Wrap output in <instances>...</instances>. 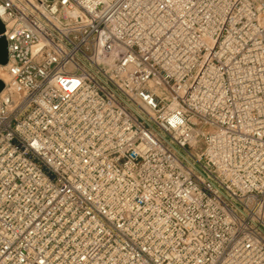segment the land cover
<instances>
[{"label": "built area", "instance_id": "obj_1", "mask_svg": "<svg viewBox=\"0 0 264 264\" xmlns=\"http://www.w3.org/2000/svg\"><path fill=\"white\" fill-rule=\"evenodd\" d=\"M0 21V264H264V0Z\"/></svg>", "mask_w": 264, "mask_h": 264}, {"label": "water", "instance_id": "obj_2", "mask_svg": "<svg viewBox=\"0 0 264 264\" xmlns=\"http://www.w3.org/2000/svg\"><path fill=\"white\" fill-rule=\"evenodd\" d=\"M4 25L0 21V65H4L7 62V44L6 39L3 36ZM4 88V83L0 79V93Z\"/></svg>", "mask_w": 264, "mask_h": 264}, {"label": "bare ground", "instance_id": "obj_3", "mask_svg": "<svg viewBox=\"0 0 264 264\" xmlns=\"http://www.w3.org/2000/svg\"><path fill=\"white\" fill-rule=\"evenodd\" d=\"M0 69H2L3 71L6 69L4 65H0ZM5 72V71H4ZM6 73V72H5ZM0 79L1 81L4 83V86H5V83L8 82V75L6 73V76L2 75L1 72H0ZM4 91L5 89L2 91L1 95L4 94Z\"/></svg>", "mask_w": 264, "mask_h": 264}, {"label": "rangeland", "instance_id": "obj_4", "mask_svg": "<svg viewBox=\"0 0 264 264\" xmlns=\"http://www.w3.org/2000/svg\"><path fill=\"white\" fill-rule=\"evenodd\" d=\"M6 72V70H4ZM2 69H0V72L2 75L6 76V73Z\"/></svg>", "mask_w": 264, "mask_h": 264}]
</instances>
